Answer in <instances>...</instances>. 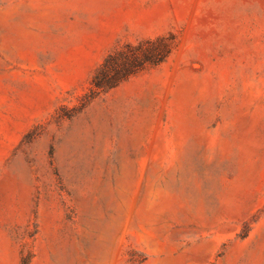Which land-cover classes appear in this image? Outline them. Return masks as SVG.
I'll return each mask as SVG.
<instances>
[{
    "label": "rangeland",
    "instance_id": "1",
    "mask_svg": "<svg viewBox=\"0 0 264 264\" xmlns=\"http://www.w3.org/2000/svg\"><path fill=\"white\" fill-rule=\"evenodd\" d=\"M0 264H264V0H0Z\"/></svg>",
    "mask_w": 264,
    "mask_h": 264
},
{
    "label": "trees",
    "instance_id": "2",
    "mask_svg": "<svg viewBox=\"0 0 264 264\" xmlns=\"http://www.w3.org/2000/svg\"><path fill=\"white\" fill-rule=\"evenodd\" d=\"M169 50L167 43H162L158 48L140 44L136 47L128 46V50H122L117 54H109L93 76V89H108L118 85L147 64L162 61Z\"/></svg>",
    "mask_w": 264,
    "mask_h": 264
}]
</instances>
